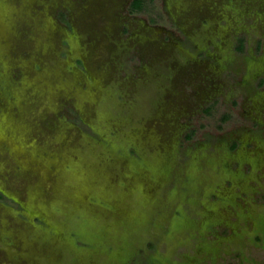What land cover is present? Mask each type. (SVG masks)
<instances>
[{
    "label": "rangeland",
    "instance_id": "rangeland-1",
    "mask_svg": "<svg viewBox=\"0 0 264 264\" xmlns=\"http://www.w3.org/2000/svg\"><path fill=\"white\" fill-rule=\"evenodd\" d=\"M0 0V264H264V0Z\"/></svg>",
    "mask_w": 264,
    "mask_h": 264
},
{
    "label": "trees",
    "instance_id": "trees-1",
    "mask_svg": "<svg viewBox=\"0 0 264 264\" xmlns=\"http://www.w3.org/2000/svg\"><path fill=\"white\" fill-rule=\"evenodd\" d=\"M131 10H134V9H139V7L141 6V0H132L131 2Z\"/></svg>",
    "mask_w": 264,
    "mask_h": 264
}]
</instances>
